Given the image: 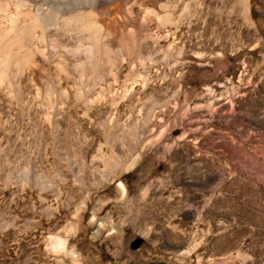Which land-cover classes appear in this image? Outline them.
Segmentation results:
<instances>
[{"label":"rangeland","instance_id":"obj_1","mask_svg":"<svg viewBox=\"0 0 264 264\" xmlns=\"http://www.w3.org/2000/svg\"><path fill=\"white\" fill-rule=\"evenodd\" d=\"M4 1L0 264L47 263L44 248L60 233L76 250L94 251L89 234L98 218L112 221L121 248L113 254L97 242L103 259L89 264H264V0H189L196 31L183 48L209 51L206 40L216 41L217 63L199 66L183 48L166 52L143 39V56L162 55L164 73H149L137 90L127 88L131 74L149 72L152 62L130 64L106 38L104 59L87 64L90 45L79 31L44 28L33 7L10 11ZM26 66L42 74L25 78Z\"/></svg>","mask_w":264,"mask_h":264},{"label":"bare ground","instance_id":"obj_2","mask_svg":"<svg viewBox=\"0 0 264 264\" xmlns=\"http://www.w3.org/2000/svg\"><path fill=\"white\" fill-rule=\"evenodd\" d=\"M116 1L119 2L118 3L119 5L117 8L112 9L111 4H113ZM129 1H131V0H5L4 3H5V6L9 8L10 11L15 10L16 6L20 5V4H26L27 7H33V9H35V11H36L34 16H36V18L38 19L39 25H41L44 28L60 27V28H64V29L68 30L69 32H71L73 29L79 31L80 35L78 37L79 38L82 37L84 39L83 44L87 43L88 45H90V51L88 52V55L86 54L87 55L86 58L84 57L87 64H90V62L94 58H103L102 55L104 56V54H106V52H109V47H107L104 43V41L107 40L106 38L114 39V43L118 48L117 50H119V52H116L117 55L118 54L119 55L120 54L126 55L127 60H128V62H130V64L131 63L140 64L141 62L143 63L144 61H145V64H146V61L152 62L151 66L153 69L150 70L149 72H146L143 74V71L141 70L142 73L140 72V74H136V75L131 74L132 80H131V82L129 81L130 82L129 84H127V88L130 90V89H133V88L136 89L137 87L142 86L143 81L145 80L144 78H146V76L149 73L150 74L153 73L156 78L163 77L162 74L164 72H161L162 69L159 68V66L161 67L160 63L163 60L162 55H161V58L157 59L156 56H152L150 53L146 54L147 56H143V54L141 52V51L144 52L145 47L143 48V50L141 47H142L143 41L146 38L151 42V44L153 46H155V44L162 45L163 50L166 52H168L170 50L172 51V49H174V48L175 49L179 48L182 51L183 46L186 45L183 41V37L184 36H190L191 34L192 35H195V34L193 33L194 30L191 31L190 22H188L189 0H183L182 2L178 1V2H180V4L174 5L172 7H168L169 5L164 6L165 4L163 5V2H165L166 0L165 1L164 0H140V1H138L137 5L130 6V4H131L130 3L129 6H126V4ZM46 2L48 3V7H44ZM134 2H135V0H132V4ZM109 6L111 9L109 8ZM114 6H115V3H114ZM26 12H27V10H26ZM184 21L186 22V25H184V23H183ZM73 32L75 33L76 31H73ZM74 33H72V35ZM35 34H33V35H35ZM42 34H41V36H42ZM68 34L70 35V33H68ZM68 34H67V36H68ZM76 34H78V33L76 32ZM37 35H39V34H37ZM63 35L66 36V34H63ZM35 36H33V37H35ZM74 37H75V35H74ZM192 37L193 36H191V38ZM62 38H63V36H62ZM191 38H189V39H191ZM209 38H210V36H209ZM77 39L78 38H76V40ZM197 39H196V41L194 40L196 44H197V41L199 40V39L198 40ZM148 40H147V42H148ZM212 40H213V38H212ZM80 41H82V40H80ZM112 42H113V40H112ZM195 43H193V44H195ZM205 44L212 46L209 51L198 50L195 48L193 49L189 46H187L186 49H185V47L183 48L186 52V56L188 58H190L189 59L190 61L199 65V64L208 63L210 59H213L217 63V57L220 54H219L218 48H216L217 46L214 48L215 44H217L216 41L206 40ZM73 45H75V44L73 43ZM147 45H148V43H147ZM149 45H150V43H149ZM198 46H199V44H198ZM80 48H82V47H80ZM71 49H72V47H71ZM146 49H148V48H146ZM150 49H153V47ZM159 49H161V48H159ZM179 49L177 51L178 54H180ZM72 50H75V49L73 48ZM80 50L81 49H79L77 52H80ZM83 50H84V48H83ZM148 50L146 51V53L148 52ZM86 51H88V50H86ZM114 51H116V50H113V52ZM161 51H162V49H161ZM149 52H151V51H149ZM85 53H87V52H85ZM156 53L158 55L157 51H156ZM156 53H154V54L156 55ZM71 54H73V52ZM161 54H163V52ZM81 55H83V54H81ZM76 56H78V55H76ZM159 56H160V54H159ZM167 56H168V54H167ZM174 56H173V58H174ZM177 58H179V57H177ZM259 60H261V62L264 61V53L259 57ZM120 61H122V60H120ZM166 61L168 62L169 59H166ZM102 62H104V61H102ZM170 62H172V60ZM181 62H182V60H181ZM164 63H165V61H164ZM187 63H190V62H187ZM127 64H129V63H127ZM164 65H166V64H164ZM173 65L175 66V63H173ZM133 66L135 68L134 64H133ZM139 66L140 65H138V67ZM166 66H169V65L167 64ZM174 66H172V64L170 65V67H169L171 69L170 72H172L174 76L179 75L178 73L181 71L180 68L177 69V68H174ZM54 67H55V65H54ZM143 67H145V66L143 65ZM51 68L53 69L52 66H51ZM141 68H139V69H141ZM181 68H183V67H181ZM40 69H33V67H31V66H26L24 69L25 78L26 77L30 78V77L40 76V74H42ZM164 69H166V67H164ZM109 70H110V67H109ZM135 71L137 72V70H135ZM164 71L166 72L167 70H164ZM185 71H187V70H185ZM133 73H134V71H133ZM170 75H172V74H170ZM96 76L98 77L99 75L96 74ZM129 76H130V74H129ZM174 78H173V80H174ZM180 78L181 77L179 76V79ZM62 79H64V77ZM129 79H127V81ZM175 80L178 81V77ZM145 81H147V80H145ZM155 81H156V79H155ZM165 81L167 82L168 80H165ZM169 81H170V79H169ZM151 82H150V84H151ZM171 82H172V80H171ZM173 82H175V81H173ZM158 83H160V82H158ZM162 83H165V82H161V84ZM63 86L67 90L72 88V87L69 88V85H68L66 79L63 82ZM139 90H141L140 92L142 94L143 93L142 88H140ZM132 92H133V90H132ZM136 93L137 92L135 91V96H136ZM127 94H129V93H127ZM143 96L146 97L147 95L144 94ZM134 99H136V98H134ZM139 99H141L140 96H139ZM135 103L137 104V102H135ZM138 103H139V101H138ZM111 164L113 166H115L116 160H111ZM115 197H116L115 202L117 204L122 202V196H121L118 188L115 189ZM102 204H103L102 200L100 198L97 199L93 205L94 210H99ZM221 226H222V229H225V226H227V225L222 222ZM90 230H91V233L89 232L90 233L89 235H90V239L92 241V247L94 248V251L88 250V249H86L84 251L83 250H81V251L76 250L75 244H74V241H75L74 238L72 240L68 241L67 235L60 233V234L56 235V237L53 238V240H50V242L44 248V252H45L44 256L47 260V263H44V264H61L65 260H67L69 262V264H89V261H95V259L98 261L100 258L103 259L101 250L98 248V246L96 244L97 242H100L102 245H104L105 250L108 252H111L113 254H116L117 252H119V250L121 248V244L119 242L120 241L119 236L117 234L119 232H117V229L115 228V226L113 225L111 220L105 221L102 218H98L92 223ZM48 233H51V232L49 231ZM64 233H67V231L66 232L64 231ZM219 239L221 240V243L219 242L220 245L221 244L224 245V243H225V232H221V236ZM220 247H222V246H220ZM95 248H96V250H95ZM224 250H225V248H224ZM227 250H229V251H226V254L228 255V257H227L228 260L229 259L232 260L233 258H236V253H234L235 251L233 252V249L227 248ZM224 255H225V253H224ZM24 257H25V255L23 253H19L18 261L24 259ZM232 261H230V262H232ZM19 262H21V261H19ZM107 264H109V262H107Z\"/></svg>","mask_w":264,"mask_h":264}]
</instances>
